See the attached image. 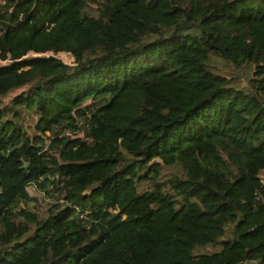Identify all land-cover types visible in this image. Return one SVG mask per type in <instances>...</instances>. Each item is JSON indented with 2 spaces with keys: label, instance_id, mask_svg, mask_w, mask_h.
Listing matches in <instances>:
<instances>
[{
  "label": "trees",
  "instance_id": "16d2710c",
  "mask_svg": "<svg viewBox=\"0 0 264 264\" xmlns=\"http://www.w3.org/2000/svg\"><path fill=\"white\" fill-rule=\"evenodd\" d=\"M0 61V264H264V0H3Z\"/></svg>",
  "mask_w": 264,
  "mask_h": 264
},
{
  "label": "rangeland",
  "instance_id": "374dc122",
  "mask_svg": "<svg viewBox=\"0 0 264 264\" xmlns=\"http://www.w3.org/2000/svg\"><path fill=\"white\" fill-rule=\"evenodd\" d=\"M2 3H3V0H0V4H2ZM55 55L57 57L61 58L63 61L68 62V63L73 60L72 56H70L68 53L60 52V53H57ZM4 63L6 64V62L0 61V64H4ZM211 64L213 65L212 67L214 68V70H216L222 74H225L227 76H230V75L238 76V77H240L241 85H244V86L247 85V79L245 77L246 76V70L237 69L230 64H226L225 61H223L222 59H219V58H214L213 60H211ZM24 89H25V87L21 88V89H17L15 91L9 93L5 97H1L0 98L1 105L8 104L11 101V99L13 98V96L20 93ZM32 116H33V114L31 112L30 113L27 112V114L24 116L23 124L25 126L27 124H29V120ZM27 121H28V123H27ZM74 125H78V126L76 128L69 127V130L66 131V134L69 136H72V137L82 138L83 135L85 134V131L87 130V125L85 123L84 114H83V116H77L76 117V121L74 122ZM72 129H73V131H72ZM32 133L33 132L29 131V134H32ZM42 135L44 136L43 137L44 143L48 144V142H49V138H47L48 132H44ZM179 171H180V168L177 166H164L162 169V175H164V176L161 178L163 179L167 175L177 174ZM263 175H264V173H263ZM44 189H47V187H44L41 189L38 186L30 184L28 186L27 190H28V193L31 196V198L20 199V201L16 202L12 206L13 211L15 212V211H18L20 209H29L30 211L38 213V215H44L49 206L55 205V204H64V202L61 198L62 192L60 190L49 187V193L46 194L44 192L45 191ZM227 236H229V235L227 234ZM212 250H214V248L211 246L196 248V252H204V251L209 252ZM245 264H259V262L258 261H248V262H245Z\"/></svg>",
  "mask_w": 264,
  "mask_h": 264
},
{
  "label": "built area",
  "instance_id": "2783aa9c",
  "mask_svg": "<svg viewBox=\"0 0 264 264\" xmlns=\"http://www.w3.org/2000/svg\"><path fill=\"white\" fill-rule=\"evenodd\" d=\"M2 193V188H1V186H0V194Z\"/></svg>",
  "mask_w": 264,
  "mask_h": 264
}]
</instances>
